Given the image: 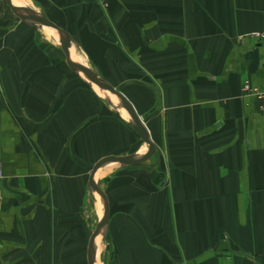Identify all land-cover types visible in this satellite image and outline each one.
Listing matches in <instances>:
<instances>
[{"label":"crops","instance_id":"obj_1","mask_svg":"<svg viewBox=\"0 0 264 264\" xmlns=\"http://www.w3.org/2000/svg\"><path fill=\"white\" fill-rule=\"evenodd\" d=\"M10 2L64 32L154 146L94 173L93 264H264V114L241 92L264 84V0ZM43 27L0 0V264H87L92 166L146 146Z\"/></svg>","mask_w":264,"mask_h":264},{"label":"water","instance_id":"obj_2","mask_svg":"<svg viewBox=\"0 0 264 264\" xmlns=\"http://www.w3.org/2000/svg\"><path fill=\"white\" fill-rule=\"evenodd\" d=\"M4 1L7 4V6L9 7L10 11L21 21L36 23V24L45 26V27H47V28H49L55 32V34L57 35V37L59 39L60 49L63 53L64 58H65L66 66L73 73H75L77 76L86 78L87 80H89L91 83H93L99 89L106 91V92H109L112 95H114L118 99V101L121 105V108L126 112L129 119L131 120L132 129H133L134 133L138 136V138L141 140V142L143 144H145V146H146L145 151L137 158L134 156H119V157L107 156V157L101 158L92 166L91 172H90L88 180H87V185L96 194V196L99 198L101 205L103 207L101 218L96 223L92 233L90 234V237H89V240L87 243V248H86V263L87 264H93L92 245H93L95 238L98 236L100 230L105 225L106 219H107L106 199H105V196L102 193V191L97 187V185L93 181L94 173L102 164H104L106 162H115V163L120 164L121 166H131V165L138 164V163L146 160L148 157L151 156V154L154 151V146L151 143V141L149 140L147 131L145 130L144 126L142 125L139 117L134 112L130 103L118 91L114 90L112 87L105 84L93 72L71 62V60L69 58V38L64 32L59 30L53 23L48 21L46 18H44L40 14L35 13V12L19 11L15 7L12 6L10 0H4ZM158 168L160 170L163 169L162 161H161L160 157H159V161H158Z\"/></svg>","mask_w":264,"mask_h":264},{"label":"built area","instance_id":"obj_3","mask_svg":"<svg viewBox=\"0 0 264 264\" xmlns=\"http://www.w3.org/2000/svg\"><path fill=\"white\" fill-rule=\"evenodd\" d=\"M252 38L258 42L264 43V32L252 34ZM241 92L244 95L252 97L256 102V109L264 114V84L258 88L252 87L247 81H243L241 85ZM1 178V171H0Z\"/></svg>","mask_w":264,"mask_h":264},{"label":"bare ground","instance_id":"obj_4","mask_svg":"<svg viewBox=\"0 0 264 264\" xmlns=\"http://www.w3.org/2000/svg\"><path fill=\"white\" fill-rule=\"evenodd\" d=\"M13 3H14V5H22V2H21V0H13ZM23 6V5H22ZM21 7V6H20ZM21 8H23V7H21ZM44 29H43V32L49 37V38H51L53 41H56L57 40V38H56V34H55V32H53L51 29L49 30V29H47V28H45V27H43ZM42 29V28H41ZM56 44V43H55ZM75 61H76V59H75ZM93 84V83H92ZM97 88V87H96ZM97 89H99V88H97ZM107 94V95H109L107 92H105V91H102V94ZM109 98L111 99V101H113L114 103H116V105L118 106V107H120L119 106V101H118V99L116 98V97H114L113 95H109ZM121 108V107H120ZM119 108V109H120ZM122 108H121V112H122ZM124 111V110H123ZM124 115H125V111L124 112H122ZM127 115V114H126ZM127 117H128V115H127ZM128 120H130L129 119V117L127 118ZM100 214V213H99ZM99 216V215H98ZM100 237H99V235L95 238V244H94V250H95V253H96V256H97V254L99 253V248H100ZM96 264H97V262H96Z\"/></svg>","mask_w":264,"mask_h":264},{"label":"rangeland","instance_id":"obj_5","mask_svg":"<svg viewBox=\"0 0 264 264\" xmlns=\"http://www.w3.org/2000/svg\"><path fill=\"white\" fill-rule=\"evenodd\" d=\"M100 256H101V255L99 254V255L96 257V260H97V261L100 259Z\"/></svg>","mask_w":264,"mask_h":264}]
</instances>
